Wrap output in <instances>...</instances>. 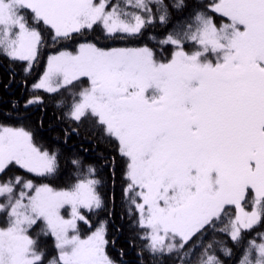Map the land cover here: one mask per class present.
I'll list each match as a JSON object with an SVG mask.
<instances>
[{
    "label": "snow or ice",
    "instance_id": "snow-or-ice-1",
    "mask_svg": "<svg viewBox=\"0 0 264 264\" xmlns=\"http://www.w3.org/2000/svg\"><path fill=\"white\" fill-rule=\"evenodd\" d=\"M96 26L152 44L48 55L32 88L66 93L56 144L0 124V264H125L107 250L105 221L80 233L84 210L105 203L102 181L65 147L90 135L124 160L137 264H264V0H0V55L27 72L44 30L56 45ZM41 236L54 239L50 259Z\"/></svg>",
    "mask_w": 264,
    "mask_h": 264
},
{
    "label": "trees",
    "instance_id": "trees-1",
    "mask_svg": "<svg viewBox=\"0 0 264 264\" xmlns=\"http://www.w3.org/2000/svg\"><path fill=\"white\" fill-rule=\"evenodd\" d=\"M115 2L116 0H109V4ZM201 2L207 3V0H201ZM213 16L217 24L225 21V18L218 14H213ZM149 31L156 35L161 32V28L155 27ZM43 35L46 41L45 46L41 48L39 59L27 72L24 70L26 67L24 62H11L0 55V124L23 126L35 133L38 143L54 145L58 133L64 127V124L60 122L61 109L56 106V101L66 93L49 94L43 89L32 88L45 69L48 55L64 47L74 50L79 43L85 41L96 43L99 47H132L144 43H149L151 46L152 42L148 41L146 36L125 39H121L119 36L108 37L99 26H96L94 30H85L82 34H76L72 40L61 41L56 45L52 44L47 30H44ZM157 51H160L158 47ZM164 54L167 55V52ZM82 83L81 80V87ZM32 96L41 97L43 103L25 107V100ZM69 149L82 150V154L89 161L95 163L97 179L102 181L99 191L105 202L100 209L84 210L90 225L81 222L80 233L86 235L94 230L100 221H105L109 254L114 258L122 259L125 264H137L136 251L140 241H136L137 248L131 247V237L135 235L136 231L133 226L136 217L134 212L132 215L129 214L130 203L123 191L126 184L123 178L124 160L106 139L91 135L88 139L74 137L65 147V151L67 152ZM10 174L22 175L23 170H14ZM69 176L70 170L66 169L60 186L71 182ZM39 182L43 181L37 180V183ZM228 212L233 213L234 209L229 207ZM217 226L220 227L222 224ZM38 231V228H34L32 235L35 236ZM257 231H264V227L257 228ZM252 235H256V232H253ZM54 245L52 237H40V246L47 253L49 259L56 255ZM122 251L125 254L121 257ZM167 264H172V261L168 260Z\"/></svg>",
    "mask_w": 264,
    "mask_h": 264
},
{
    "label": "rangeland",
    "instance_id": "rangeland-1",
    "mask_svg": "<svg viewBox=\"0 0 264 264\" xmlns=\"http://www.w3.org/2000/svg\"><path fill=\"white\" fill-rule=\"evenodd\" d=\"M44 72V71H43ZM43 74V73H42ZM41 74V75H42ZM81 80L83 81V83H82V86H86L87 85V79L86 78H81ZM234 209V208H233ZM86 210V209H85ZM64 214L65 215H67V212H64ZM6 219V216L4 215V214H0V226H2V224H3V221ZM80 232H81V230H80ZM90 233V232H89ZM88 233V234H89ZM88 234H86V235H88ZM82 235V234H81ZM86 235H82V236H86Z\"/></svg>",
    "mask_w": 264,
    "mask_h": 264
}]
</instances>
